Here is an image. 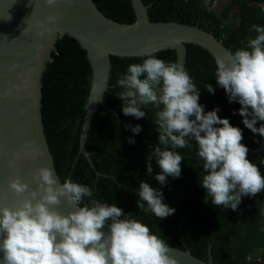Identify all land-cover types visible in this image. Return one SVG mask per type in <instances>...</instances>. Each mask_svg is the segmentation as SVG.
I'll return each mask as SVG.
<instances>
[{"label":"trees","instance_id":"16d2710c","mask_svg":"<svg viewBox=\"0 0 264 264\" xmlns=\"http://www.w3.org/2000/svg\"><path fill=\"white\" fill-rule=\"evenodd\" d=\"M92 1L99 11L117 22L135 21L130 0ZM142 1L148 6L150 21L197 25L212 33L231 53L244 48L246 41L255 37L253 25L264 27V0H227L219 12L211 9L213 0ZM186 48L185 70L199 89V104L205 114L219 108L217 114L221 119H228L232 126L242 130L241 143L252 150L258 148L261 136L244 126L243 117L238 114L241 106L238 102H229L227 94L216 83L214 58L197 45L188 44ZM151 56L176 62L174 50ZM51 57L41 82V112L47 144L61 183L71 178L73 182L90 186L94 199L115 204L125 215L131 213L170 246L183 249L185 243L203 261L208 260L209 252L214 264H264V191L254 197H242L235 211L213 205L201 186L206 173L196 155L198 146L194 140L190 141V147L172 149L184 158L178 178L166 177L163 186L156 181L154 177L161 170L154 156L153 172L147 174V158L158 146L153 123L155 108L141 106L146 112L141 119L125 116L123 102L118 97L122 89L117 86V80L130 64L142 63L148 57L111 56L104 106H98L93 115L85 145L99 176L80 152V132L93 76L86 51L74 38L64 35L56 41ZM207 84L213 86L215 94L207 92ZM261 123L258 121L256 127ZM136 125L141 126L139 134L131 131ZM130 139L134 143H129ZM247 158L264 175L261 153L248 151ZM141 181L163 193V203L175 209L173 215L159 219L151 211L140 210L137 191Z\"/></svg>","mask_w":264,"mask_h":264},{"label":"clouds","instance_id":"9594fccd","mask_svg":"<svg viewBox=\"0 0 264 264\" xmlns=\"http://www.w3.org/2000/svg\"><path fill=\"white\" fill-rule=\"evenodd\" d=\"M45 3L50 7L56 0ZM49 20L54 22V17ZM251 30L256 35L244 48L215 60V78L229 102L241 106L238 114L244 126L264 137V123L256 127L258 121L264 122V27L253 25ZM117 86L122 89L118 97L125 116L141 119L146 116L141 106L155 108L158 146L146 164L151 175L155 157L161 171L154 178L162 186L166 177L178 178L181 174L184 158L172 149L190 147L194 140L206 173L201 186L213 205L235 211L242 197L264 191V175L247 158L249 150L241 143L242 130L221 119L219 108L205 114L199 104V89L181 64L149 56L142 63L130 64ZM205 89L215 94L211 84ZM131 131L139 134L142 129L136 125ZM129 143L134 141L130 139ZM32 181L34 188L19 176L9 181L10 191L24 199L14 207H0V264H178L169 255L171 249L165 240L131 213L125 215L115 204L94 199L90 186L71 178L58 184L47 167L37 169ZM137 195L141 211H151L159 219L175 212L163 203V193L148 182L139 183ZM62 199L77 210L67 215L59 213L56 208ZM106 224L108 234L102 230Z\"/></svg>","mask_w":264,"mask_h":264},{"label":"water","instance_id":"95a60500","mask_svg":"<svg viewBox=\"0 0 264 264\" xmlns=\"http://www.w3.org/2000/svg\"><path fill=\"white\" fill-rule=\"evenodd\" d=\"M130 3L135 21L120 23L105 16L92 0H56L50 7L45 0H0V207H14L24 199L8 188L9 181L17 176L34 188L33 174L47 167L61 183L44 133L41 82L55 43L64 35L74 38L86 51L93 71L80 152L97 176L100 173L85 145L93 115L98 106H104L111 56L149 57L174 50L176 63L185 68L188 44L205 49L214 60L232 54L212 33L197 25L152 22L142 0ZM49 17H54V22ZM248 150L261 153L264 163V137L258 148ZM56 210L67 215L77 209L62 199ZM102 230L108 234L109 226L106 224ZM2 239L0 234V242ZM167 246L178 264H214L209 252L208 260L203 261L185 243L183 249ZM2 256L0 252V259Z\"/></svg>","mask_w":264,"mask_h":264},{"label":"rangeland","instance_id":"374dc122","mask_svg":"<svg viewBox=\"0 0 264 264\" xmlns=\"http://www.w3.org/2000/svg\"><path fill=\"white\" fill-rule=\"evenodd\" d=\"M208 1L209 0H206V2ZM226 3L227 0H213L211 9H213L215 12H219L220 10H222Z\"/></svg>","mask_w":264,"mask_h":264}]
</instances>
